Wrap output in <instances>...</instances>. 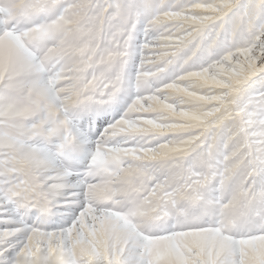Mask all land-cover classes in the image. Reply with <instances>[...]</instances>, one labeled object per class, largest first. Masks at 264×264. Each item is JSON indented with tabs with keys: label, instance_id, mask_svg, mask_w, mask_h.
<instances>
[{
	"label": "snow or ice",
	"instance_id": "snow-or-ice-1",
	"mask_svg": "<svg viewBox=\"0 0 264 264\" xmlns=\"http://www.w3.org/2000/svg\"><path fill=\"white\" fill-rule=\"evenodd\" d=\"M0 264H264V0H0Z\"/></svg>",
	"mask_w": 264,
	"mask_h": 264
}]
</instances>
